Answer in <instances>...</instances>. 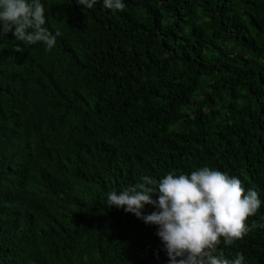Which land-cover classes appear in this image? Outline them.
I'll return each instance as SVG.
<instances>
[{"label": "trees", "instance_id": "1", "mask_svg": "<svg viewBox=\"0 0 264 264\" xmlns=\"http://www.w3.org/2000/svg\"><path fill=\"white\" fill-rule=\"evenodd\" d=\"M41 2L51 51L0 37V264H168L106 205L143 175L218 169L264 216V0ZM218 251L264 264V230Z\"/></svg>", "mask_w": 264, "mask_h": 264}, {"label": "clouds", "instance_id": "2", "mask_svg": "<svg viewBox=\"0 0 264 264\" xmlns=\"http://www.w3.org/2000/svg\"><path fill=\"white\" fill-rule=\"evenodd\" d=\"M91 9L97 0H76ZM111 10L124 11L123 0H102ZM47 23L45 5L41 0H0V37L12 32L25 46L38 42L51 51L61 35L51 32ZM17 51H23L17 46ZM141 182L122 191L107 193L106 205L123 208L146 224L158 226L157 235L168 256V264H245L243 253L226 258L218 246L234 244L250 231L264 230V216L248 224L261 207L255 188L243 186L236 176L208 166L190 174L175 170L156 179L143 175ZM154 194L156 198H153ZM145 205L154 211L145 214Z\"/></svg>", "mask_w": 264, "mask_h": 264}]
</instances>
